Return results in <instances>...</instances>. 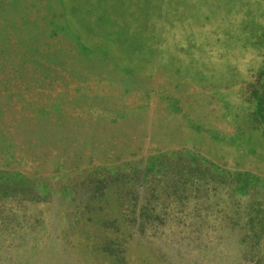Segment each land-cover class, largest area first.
<instances>
[{"label": "rangeland", "instance_id": "1", "mask_svg": "<svg viewBox=\"0 0 264 264\" xmlns=\"http://www.w3.org/2000/svg\"><path fill=\"white\" fill-rule=\"evenodd\" d=\"M0 264H264V0H0Z\"/></svg>", "mask_w": 264, "mask_h": 264}, {"label": "bare ground", "instance_id": "2", "mask_svg": "<svg viewBox=\"0 0 264 264\" xmlns=\"http://www.w3.org/2000/svg\"><path fill=\"white\" fill-rule=\"evenodd\" d=\"M101 80V79H100ZM166 126H168V125H166ZM169 133V132H168ZM175 137V136H174ZM158 138H160V137H158ZM163 138V137H162ZM173 141V140H172Z\"/></svg>", "mask_w": 264, "mask_h": 264}]
</instances>
